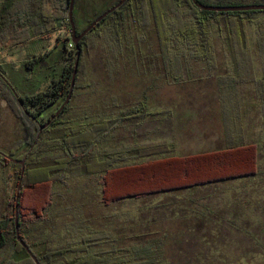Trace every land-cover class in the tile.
Here are the masks:
<instances>
[{
    "label": "trees",
    "instance_id": "16d2710c",
    "mask_svg": "<svg viewBox=\"0 0 264 264\" xmlns=\"http://www.w3.org/2000/svg\"><path fill=\"white\" fill-rule=\"evenodd\" d=\"M85 1L91 7L96 3L73 2L76 35L120 0H111L102 11L92 8L91 18L85 17ZM196 1L212 6L264 4V0ZM69 4L70 0H0V51L56 32L52 49L57 51L60 67L44 89L38 86L32 92L19 93L0 66V94L23 123L25 133L17 155L9 154L11 146H0V171L11 164L14 176L12 196L4 200L0 218V252L5 255L0 264H35L16 239L14 200L21 166L8 156L24 160L18 231L39 264H175L168 254L183 234L182 226L196 235L190 260L224 264L231 252L224 251L216 232L231 221L226 218L224 225L217 205L214 208L213 203L203 201L207 190L219 197L223 210L237 209L235 217L246 210L242 220L251 228L245 233L258 239L253 245L264 255V167L259 163L258 144L246 140L239 94L240 87L253 84L264 127V21L253 17L264 10L211 11L191 0H127L79 41L73 92L59 115L39 132L68 95L76 47L60 30L71 34ZM82 8L87 24L78 29L76 12ZM127 17L138 24L152 19L162 68L175 83L189 75V61H201L209 70L216 67L214 31L220 36L230 63L229 72L218 78L224 125L221 147L177 154L176 146L166 139L105 145L107 137L120 127L165 113L163 109L148 110L144 99L121 107L113 102L104 111L93 106V113L69 116L76 91L89 87L80 75L84 52L95 38L106 36L115 54H120ZM249 24L256 33L259 75ZM35 60L26 61L28 69ZM79 180L84 182L70 188ZM131 200L136 203L132 209L107 212ZM96 210L103 221L95 223L91 218ZM197 222L204 225L202 231L195 227Z\"/></svg>",
    "mask_w": 264,
    "mask_h": 264
},
{
    "label": "rangeland",
    "instance_id": "374dc122",
    "mask_svg": "<svg viewBox=\"0 0 264 264\" xmlns=\"http://www.w3.org/2000/svg\"><path fill=\"white\" fill-rule=\"evenodd\" d=\"M110 1L96 0L93 7L85 1L82 4L86 10L85 17L91 18L94 11L104 10ZM83 8L77 9L76 12L78 29H83L87 24L82 14ZM253 17L264 21L263 12L256 13ZM247 29L255 70L259 75L261 65L256 47V33L251 24ZM60 33H67L70 37L67 29L60 30ZM56 35L55 32L49 38H35L0 51L1 70L19 93L32 92L38 86L42 90L52 77L59 73L57 51L52 49ZM213 45L217 60L216 67L209 70L201 61H189L186 63L189 75H185L184 80L175 83L162 68L152 19L149 17L146 23L138 24L137 21L127 17L123 51L120 54H115L106 36L95 38L89 51L84 52L80 75L83 81L89 83V87L76 91L70 102L69 116L73 118L88 112L93 113L95 111L93 106L99 108L96 111H104L106 106L113 102L121 107L136 104L144 99L148 110L163 109L165 113L150 116L139 124L131 123L128 127H120L113 136L107 137L109 140L105 141V145L166 139L176 146L177 154L210 151L221 147L224 142V125L218 78L229 72L230 63L216 31L213 33ZM45 50L49 53L40 57L39 55ZM33 57H36V60L28 69L26 61ZM239 94L242 100V125L246 140L258 144L259 163L264 167V127L253 84L240 87ZM226 103L228 104L229 101L226 100ZM24 134L23 123L0 94V146H11L9 154L17 155L24 145ZM11 166L10 164L0 171V218L4 212V200L12 196L14 189ZM83 182V180L72 182L70 188ZM207 191L208 194L203 201L213 203L214 208L217 205L219 214L224 216V225L227 219L231 221L224 229L221 227L219 230L218 227L216 232L224 244V251L227 252L228 249L229 253L231 252L224 264H264V255L259 247L253 245L258 239L253 237L252 240L245 233V229L251 228L249 223L242 220L246 210L242 209L244 212L239 213L241 217H235L237 209L234 212L223 210L225 208H221L219 197L209 194L210 190ZM135 205L136 203L131 200L112 206L107 212L130 210ZM96 211L91 214V218L95 223L103 221L104 219L98 218L100 212ZM197 223L195 227L201 228L202 231L204 225L202 222ZM187 230L182 226L183 234L169 251V259L172 263L198 264L194 259L190 260L197 246L196 235L195 232H187ZM3 257H5L4 253L0 252V263Z\"/></svg>",
    "mask_w": 264,
    "mask_h": 264
},
{
    "label": "water",
    "instance_id": "95a60500",
    "mask_svg": "<svg viewBox=\"0 0 264 264\" xmlns=\"http://www.w3.org/2000/svg\"><path fill=\"white\" fill-rule=\"evenodd\" d=\"M126 0H120L117 4L113 5L112 7L108 8L105 10L100 16L95 18L89 26H87L80 34L76 35V29H75V24L73 22V16H72V9H73V2L74 0H70L69 4V23L71 27V34H70V40L75 44L76 47V56L74 60V66H73V71L71 75V81H70V86L68 90V95L64 102L61 104V106L54 112L53 115L42 125L39 127V132L43 128L49 125L51 120H53L55 117L59 115V113L63 110L67 102L69 101V98L73 92V87H74V81H75V75L78 67V62L81 54V47L79 45V41L83 38V36L91 30L97 22H99L102 18H104L108 13L111 11L115 10L117 7L121 6ZM196 6H198L201 9L204 10H211V11H240V10H264V4H249V5H241V6H212V5H204V4H199L196 0H191ZM8 159L14 163L20 164V172L19 176L17 179V184H16V191H15V200H14V227H15V235L16 239L18 242L23 246V248L26 250V252L29 254V256L33 259L35 264H39L37 259L34 257L33 253L31 250L28 248L27 244L23 241V239L19 235L18 231V218H17V204H18V196H19V191H20V186H21V180H22V175L24 172V160H18L15 158H12L8 156Z\"/></svg>",
    "mask_w": 264,
    "mask_h": 264
},
{
    "label": "flooded vegetation",
    "instance_id": "af4514ba",
    "mask_svg": "<svg viewBox=\"0 0 264 264\" xmlns=\"http://www.w3.org/2000/svg\"><path fill=\"white\" fill-rule=\"evenodd\" d=\"M126 1H127V0H126ZM126 1H125V2H126ZM125 2H124V3H125ZM124 3H123V4H124Z\"/></svg>",
    "mask_w": 264,
    "mask_h": 264
}]
</instances>
